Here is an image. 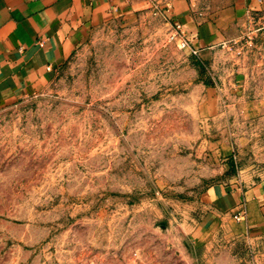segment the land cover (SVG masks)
<instances>
[{"label":"rangeland","instance_id":"374dc122","mask_svg":"<svg viewBox=\"0 0 264 264\" xmlns=\"http://www.w3.org/2000/svg\"><path fill=\"white\" fill-rule=\"evenodd\" d=\"M178 25L115 16L0 108V264H264L205 197L264 180V18L202 53Z\"/></svg>","mask_w":264,"mask_h":264},{"label":"crops","instance_id":"0c3cea01","mask_svg":"<svg viewBox=\"0 0 264 264\" xmlns=\"http://www.w3.org/2000/svg\"><path fill=\"white\" fill-rule=\"evenodd\" d=\"M152 9L179 24L199 53L232 38L248 18H264V0H0V108L41 88L97 26ZM205 197L215 215L264 240V180L215 185ZM241 209L246 216L237 220Z\"/></svg>","mask_w":264,"mask_h":264},{"label":"built area","instance_id":"2783aa9c","mask_svg":"<svg viewBox=\"0 0 264 264\" xmlns=\"http://www.w3.org/2000/svg\"><path fill=\"white\" fill-rule=\"evenodd\" d=\"M251 18V17H250ZM253 18V17H252ZM177 34H179V36L182 38H184V31L182 28H180V26L178 25L177 26ZM175 36V34L173 35V37ZM190 45V41L189 39L187 38L186 39H183L182 42H181V46H189ZM193 52H196V50H193L191 49ZM234 218L237 219V220H241L243 218H245L246 216V213H245V210L244 209H241L239 212L235 213L234 215Z\"/></svg>","mask_w":264,"mask_h":264}]
</instances>
